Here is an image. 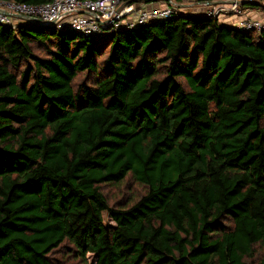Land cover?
Segmentation results:
<instances>
[{
    "label": "trees",
    "instance_id": "1",
    "mask_svg": "<svg viewBox=\"0 0 264 264\" xmlns=\"http://www.w3.org/2000/svg\"><path fill=\"white\" fill-rule=\"evenodd\" d=\"M100 37L0 25V264H264V33L177 13ZM128 175L145 193L109 206Z\"/></svg>",
    "mask_w": 264,
    "mask_h": 264
},
{
    "label": "built area",
    "instance_id": "2",
    "mask_svg": "<svg viewBox=\"0 0 264 264\" xmlns=\"http://www.w3.org/2000/svg\"><path fill=\"white\" fill-rule=\"evenodd\" d=\"M187 1L194 4L192 13L216 18L221 24L241 31L264 33V16H251L245 7L250 3L264 7V0ZM181 7L176 0H156L138 6L123 0H50L39 5L0 0V25L16 29L21 25L43 24L99 37L166 20L183 13Z\"/></svg>",
    "mask_w": 264,
    "mask_h": 264
},
{
    "label": "rangeland",
    "instance_id": "3",
    "mask_svg": "<svg viewBox=\"0 0 264 264\" xmlns=\"http://www.w3.org/2000/svg\"><path fill=\"white\" fill-rule=\"evenodd\" d=\"M180 10L183 13H187L184 8H181ZM106 36L107 35L101 36L100 41H103ZM83 79L84 74H79L74 82L78 83ZM100 191L106 198L109 206L126 207L136 202L145 193L146 188L138 184L130 175H128L119 183L102 185L100 187ZM103 221L105 226L114 225V223L110 220L106 213H103ZM52 257L56 260L62 261L65 264L77 262L75 257L70 255L67 249H60L55 251ZM86 259L90 264H93L94 258L92 255H87Z\"/></svg>",
    "mask_w": 264,
    "mask_h": 264
},
{
    "label": "crops",
    "instance_id": "4",
    "mask_svg": "<svg viewBox=\"0 0 264 264\" xmlns=\"http://www.w3.org/2000/svg\"><path fill=\"white\" fill-rule=\"evenodd\" d=\"M176 2L179 5H181L182 6L181 8H184L187 11V13L194 11L193 10L194 4H192V2H189L187 0H176ZM157 3L163 4L162 2H157ZM141 4L142 5H148V4H144V3H141ZM141 4H137V6L141 5ZM149 4H151V3H149ZM249 6H252V7H248V6L246 7L248 10V14H250L251 16H254V17H263L264 16V11L260 8V6L254 5V4H249Z\"/></svg>",
    "mask_w": 264,
    "mask_h": 264
},
{
    "label": "water",
    "instance_id": "5",
    "mask_svg": "<svg viewBox=\"0 0 264 264\" xmlns=\"http://www.w3.org/2000/svg\"><path fill=\"white\" fill-rule=\"evenodd\" d=\"M252 4H254V5H259V4H257V3H252ZM38 26H40V27H47V28H48V26H45V25H43V24H38Z\"/></svg>",
    "mask_w": 264,
    "mask_h": 264
}]
</instances>
